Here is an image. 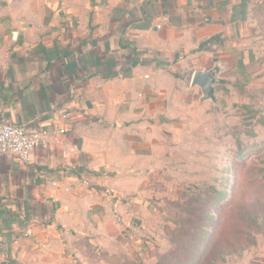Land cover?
Wrapping results in <instances>:
<instances>
[{
	"label": "crops",
	"instance_id": "0c3cea01",
	"mask_svg": "<svg viewBox=\"0 0 264 264\" xmlns=\"http://www.w3.org/2000/svg\"><path fill=\"white\" fill-rule=\"evenodd\" d=\"M255 3L0 0V121L66 130L28 165L0 157V264H68L162 197L189 114L260 59ZM217 64L229 82L201 103L192 75Z\"/></svg>",
	"mask_w": 264,
	"mask_h": 264
},
{
	"label": "rangeland",
	"instance_id": "374dc122",
	"mask_svg": "<svg viewBox=\"0 0 264 264\" xmlns=\"http://www.w3.org/2000/svg\"><path fill=\"white\" fill-rule=\"evenodd\" d=\"M255 2L260 59L217 107L189 114L180 176L117 238L65 250L68 264H264V0Z\"/></svg>",
	"mask_w": 264,
	"mask_h": 264
},
{
	"label": "built area",
	"instance_id": "2783aa9c",
	"mask_svg": "<svg viewBox=\"0 0 264 264\" xmlns=\"http://www.w3.org/2000/svg\"><path fill=\"white\" fill-rule=\"evenodd\" d=\"M65 133L66 130L50 131L0 121V157L9 155L28 165L36 150L49 149L55 143V138Z\"/></svg>",
	"mask_w": 264,
	"mask_h": 264
},
{
	"label": "water",
	"instance_id": "95a60500",
	"mask_svg": "<svg viewBox=\"0 0 264 264\" xmlns=\"http://www.w3.org/2000/svg\"><path fill=\"white\" fill-rule=\"evenodd\" d=\"M223 69L217 64L209 71H195L191 78V86L199 87L202 92L201 103L217 102V87L228 84V80L221 77Z\"/></svg>",
	"mask_w": 264,
	"mask_h": 264
}]
</instances>
